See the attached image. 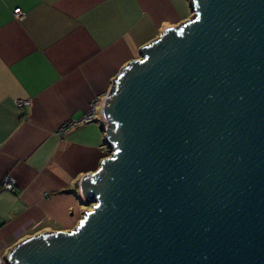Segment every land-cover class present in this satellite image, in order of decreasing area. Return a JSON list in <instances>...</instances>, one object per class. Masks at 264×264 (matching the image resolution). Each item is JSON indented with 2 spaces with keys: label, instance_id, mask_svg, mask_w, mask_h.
Listing matches in <instances>:
<instances>
[{
  "label": "water",
  "instance_id": "water-1",
  "mask_svg": "<svg viewBox=\"0 0 264 264\" xmlns=\"http://www.w3.org/2000/svg\"><path fill=\"white\" fill-rule=\"evenodd\" d=\"M190 1L102 101L91 209L7 264H264V0Z\"/></svg>",
  "mask_w": 264,
  "mask_h": 264
},
{
  "label": "crops",
  "instance_id": "crops-1",
  "mask_svg": "<svg viewBox=\"0 0 264 264\" xmlns=\"http://www.w3.org/2000/svg\"><path fill=\"white\" fill-rule=\"evenodd\" d=\"M192 17L190 0H0V181L16 183L0 195V264L18 242L70 231L91 209L80 181L107 157L100 105L92 121L57 129L81 120L162 30Z\"/></svg>",
  "mask_w": 264,
  "mask_h": 264
},
{
  "label": "built area",
  "instance_id": "built-area-1",
  "mask_svg": "<svg viewBox=\"0 0 264 264\" xmlns=\"http://www.w3.org/2000/svg\"><path fill=\"white\" fill-rule=\"evenodd\" d=\"M13 15L17 19H21L23 17V13L20 11L19 8H16V9L13 10ZM112 86H113V84L111 83L110 89H109L108 93L111 91ZM104 97H105V95L103 96V98L101 99V101L98 100V99H94L92 101V103H91V106H90L88 112L85 114V116L81 120H79V121H66L65 123H63L57 129L56 133L63 135L67 131H69L70 129H73L75 127H77L81 123L92 121L93 120V117L96 114L95 107L97 105H100V107H101V104H102V101H103ZM25 104H26V102H22V101H19L18 102V106L19 107H23V105H25ZM100 115H101V112H100ZM103 122H104V127H107V123L105 121H103ZM101 147L103 149H105V151L107 152V157H109L112 154V148H111L110 144L107 143V141L105 139V136H104V132H103V141H102ZM15 184L16 183H15V180H14L13 177H11V176L4 177L0 181V195L2 193H8V192L14 191Z\"/></svg>",
  "mask_w": 264,
  "mask_h": 264
},
{
  "label": "rangeland",
  "instance_id": "rangeland-1",
  "mask_svg": "<svg viewBox=\"0 0 264 264\" xmlns=\"http://www.w3.org/2000/svg\"><path fill=\"white\" fill-rule=\"evenodd\" d=\"M193 16H194V12H193ZM89 207H91V206H88V207H86V208H89ZM86 208H84V210H85ZM7 255H8V254H7Z\"/></svg>",
  "mask_w": 264,
  "mask_h": 264
}]
</instances>
